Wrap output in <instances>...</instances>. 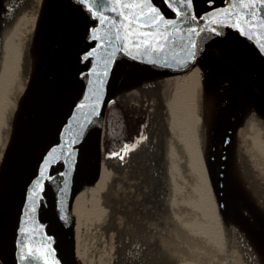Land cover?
Wrapping results in <instances>:
<instances>
[{
	"label": "water",
	"instance_id": "95a60500",
	"mask_svg": "<svg viewBox=\"0 0 264 264\" xmlns=\"http://www.w3.org/2000/svg\"><path fill=\"white\" fill-rule=\"evenodd\" d=\"M25 2L26 0H0V65L5 57L3 34L7 31L6 26L13 19L14 12ZM232 2L233 0H192L190 10L176 4L173 7L184 13L179 19L163 0H153V5L158 7L166 19L177 20V26L181 29L182 35L186 36L188 29L196 28L199 35L192 36L196 45L206 46V52L216 50L221 53L233 69L248 80V83L239 81L236 89L241 92L251 91L252 94L254 93V99L264 107V50L260 48L256 39H249L241 35L237 29L230 27V22L225 18H220L225 20L222 24L211 23L212 15L229 8ZM112 6L108 0H96L95 3H92V0H85L83 4L80 0H52L43 14L39 15L40 21L42 20V29L28 45L31 48L29 49L31 61H34L31 62L30 72L25 76L26 87H23V92L20 91L17 107L11 116L14 122L3 159V165L10 166L4 201L0 207V256L5 264H45L44 260L33 258L22 261L20 256L22 247L42 246L46 238L52 253V255L45 254L47 264H76L72 221L74 197L78 188L86 181L97 179L100 171L97 166L102 157L108 165H113L112 161H109L113 156L109 157L106 151L109 106L117 103L128 113L146 114L148 125L143 130L144 135L150 129V124L153 127L152 110L141 101L121 98L119 93L122 92L121 90L128 93L135 86L136 88L144 87L150 82L149 79L152 76L156 77V75L182 69L185 62L181 61H186L188 58V49L178 45H174L171 52L177 55V60L168 59L165 62L161 59L155 64L148 63L149 57L145 56L133 59L127 52L119 50V44L109 47L110 41L103 39L105 35H108L109 26L101 25L98 19H93L92 13L103 12L109 20L119 23L122 17L114 12L106 11ZM191 16L197 19L191 20ZM185 17L188 19L185 20ZM213 28L216 29L215 32L212 31ZM97 32L101 35V40L92 38ZM31 45L36 48L33 50L34 47ZM94 50L97 53L96 56L84 58ZM113 52L115 55L111 56ZM109 57H111L110 70L107 76H104V61ZM152 58H155V54ZM192 85L194 95L200 97L203 92L200 79L194 78ZM97 89L99 100L98 105L95 106L96 114H90L85 120L84 113L79 112V105H92L96 97L93 96L92 100L88 97ZM84 112L91 113V107L86 108ZM240 113L239 102L234 95L224 93L211 102L204 121L202 136H196V140L212 200L220 218L222 232H226L228 228L227 204H229L246 243L264 263V184L261 180L257 183L249 182L251 176H248L250 173L244 163V149L241 145L244 134L241 135L240 129H237V133L234 134V125ZM77 117L79 120H76ZM166 117L168 118V115H165V120ZM80 120L85 123V127L80 135L79 143L74 145L69 143L71 153H74V163L69 166L67 157L71 153L65 152L62 160L49 167V177H55V179L43 181L44 190L40 193V202L36 206V211L31 212L30 197L44 160L53 148L60 149L66 141H70L71 136L66 129L72 124L74 133ZM150 137L152 141V129ZM166 137L163 129L162 140L159 145L156 143L160 148V153L156 156L159 163L166 157ZM148 171L153 172L158 191L160 190L157 199L159 201H155L156 205L158 204L156 209L161 212L166 211L168 200L161 187L162 179L154 170L148 168L146 172ZM60 172H65L67 175L60 176L58 174ZM246 184L252 186L255 191H262V199H257L263 209L249 194ZM143 193L141 191V199L137 201L135 198L130 199V202L127 198H122V201L110 198L105 207L108 213L112 212L113 219L112 224L109 221L107 223L113 226L111 228L114 231L121 230L116 219L121 216V220L129 221L128 225L135 228L139 240H146L149 243L148 251L144 252L146 247L138 249L140 253H137L138 263L136 264H159L160 261L165 264L166 255H162L164 258L158 257L162 260H151V255L160 254V251L154 243L147 240L155 234L156 227L148 228V219L154 216L147 215L150 211L145 210V213L143 208H140L143 204L140 200L149 203L153 198H146ZM152 195L156 196L151 193L150 196ZM130 205H136L138 208L134 206L135 210L131 211L133 209ZM152 220L154 219H150ZM166 220L172 230L175 229L174 226L178 229L169 216ZM36 229H42V231L37 235L34 231ZM96 230L103 231V228L97 226ZM150 244L154 248L150 247ZM112 245L115 244L111 242L105 246V255L99 259L101 262L104 261L107 264V258L111 259V251L107 252V247ZM143 253L148 256L145 260L142 257ZM118 259L120 263L113 259L109 262L126 264L124 258L122 260L118 257ZM78 261L79 264H83L81 259ZM133 262L136 261L133 260Z\"/></svg>",
	"mask_w": 264,
	"mask_h": 264
},
{
	"label": "bare ground",
	"instance_id": "6f19581e",
	"mask_svg": "<svg viewBox=\"0 0 264 264\" xmlns=\"http://www.w3.org/2000/svg\"><path fill=\"white\" fill-rule=\"evenodd\" d=\"M51 2L52 0H26L23 6L14 12L13 19L6 26L9 28L11 25V28H7L3 34L5 57L0 65V207L4 201L10 171V166L3 165L8 136L14 122L9 117V113H14L18 103L16 97L21 90L23 92V87H26L25 76L30 72L31 62L34 61H31V51L28 50V45L42 29V20L40 21L39 15L43 14L44 9ZM202 45H196L195 57L191 60L187 58L182 69L156 75V77L152 76L149 79L150 82L144 87L132 86L134 89L128 93L123 90L119 93L121 98L141 101L152 110L154 116L152 133L157 145L162 140V132L166 123L164 117L165 115L169 117L166 154L173 192L170 198L166 199L168 210L161 212L156 209L158 204L156 205L155 201L158 199L160 190L158 191L153 172L150 174L148 171L147 175L142 177L133 176L134 174L128 168H121L116 162L112 166L108 165L102 157L97 166L100 170L97 179L88 180L79 187L73 201L72 221L75 239L74 262L76 264H79L78 260L82 258V251L86 249L80 243L79 226L85 228L88 216L95 214L94 211L102 213L104 208L106 211L105 205L110 198L122 201L120 195L122 190L128 194L129 202L131 198L138 197L141 191L144 192L146 198L153 197L149 203L140 200L143 202L140 208L150 211L147 215L154 216L149 217L154 220L148 219V228L156 227L155 234L147 240L156 245L160 254H152V261L162 260L164 258L162 255H166L165 264H264L263 260L257 254L255 255L250 245L246 243L229 204H227L228 228L226 232H222L220 218L212 200L196 140V136H202L204 121L211 102L224 93H232L239 102L241 112L234 125V134L237 133V129H240L241 135L244 134L241 145L244 149V163L250 173L248 176H251L249 182L257 183L261 180L264 184V107L254 99V93L252 94L251 91L241 92L236 89L239 81L248 83V80L234 70L221 53L216 50L206 52V46ZM194 78L200 79L202 83L203 92L200 97L194 95L192 85ZM15 102H17L16 105H14ZM182 172L187 177V182L194 184L196 202H190V197H186L188 194L185 196L181 192L186 187L183 185L186 181L183 180ZM246 188L259 207L263 209L257 199H262V191H255L247 184ZM151 193L156 196H150ZM191 194L193 195V192ZM91 198L93 212L83 211L85 216L79 214L81 217H78V210L83 205L81 203ZM124 207L126 208V205ZM81 209L84 210V208ZM168 216L178 226V229L176 226L174 230L170 228L166 222ZM112 219V217L109 219L110 224H112ZM102 222L100 219H94L92 223H89L95 228L103 227L102 232L105 234L106 229L114 232L111 228L113 226ZM160 256L162 258L158 259ZM116 257L117 255L112 254L111 259L107 258V264H111L109 261L112 259L120 263ZM142 257L145 260L148 256L143 253ZM98 262L105 264L101 260ZM0 264H5L1 256ZM159 264L162 262L160 261Z\"/></svg>",
	"mask_w": 264,
	"mask_h": 264
},
{
	"label": "snow or ice",
	"instance_id": "6c2138e0",
	"mask_svg": "<svg viewBox=\"0 0 264 264\" xmlns=\"http://www.w3.org/2000/svg\"><path fill=\"white\" fill-rule=\"evenodd\" d=\"M96 0H92L95 3ZM165 5L174 12L177 19L184 15L179 9L173 6L179 4L182 8L190 10L192 8V0H163ZM80 3H85V0H80ZM108 3L113 5L106 9V11L114 12L122 20L119 23L111 21L108 17L103 15V12L92 13L93 19H98L101 25H108V35H105L103 39L110 41L109 47H113L114 44H119L121 51L127 52L133 59H138L141 56L149 57L148 63H158L161 59L167 62L168 59L177 60V55L171 54L173 46L178 45L182 48L186 47L188 60L195 57L196 42L192 39L193 35H199L196 28L187 30L186 36L181 34V29L177 26L176 19H166L157 6L153 5V0H108ZM91 12V7H89ZM264 0H233L229 8L224 9L221 12L214 13L211 17L212 24H222L225 20L229 21V26L235 28L243 36L249 39H256V42L260 45V48L264 50ZM188 17H185L187 20ZM191 20L197 19L195 16L190 17ZM204 31V29H201ZM216 31L215 28L212 29ZM94 40H101V35L97 32L93 34ZM134 53V54H133ZM96 51L89 52L85 59L88 57L96 56ZM155 54V58L153 57ZM113 52L111 56H114ZM187 62V61H181ZM105 71L104 76H107L110 70L111 57L104 61ZM95 72V69L93 70ZM103 83V81H101ZM96 97L92 105L80 104L79 112L84 113V119L86 120L90 114L95 113V106L98 105L99 90L92 92V95L88 97L89 100ZM91 107V113H85L86 108ZM79 120V117L76 118ZM85 127V123L80 120L78 127L73 133V125L70 124L66 129V132L71 136L70 141H66L60 149L53 148L48 154L47 158L43 162V166L39 170V178L36 180L30 200L32 202L31 212L36 211V206L40 202V193L44 190L43 181L45 179H55V177H49V167L55 165L57 161L62 160L65 152L71 153L69 148L70 144L79 143L80 135ZM135 145H125L122 149V153H114L113 155L119 156L123 159L125 155L133 150ZM69 166L74 163V153H71L67 157ZM60 176H66L67 173L60 172ZM67 181L65 180V186ZM37 235L42 229H36ZM49 241L46 238L42 246L22 247L20 259L23 261L27 258H33L36 260H44L45 254L52 255L49 247ZM26 249V250H25Z\"/></svg>",
	"mask_w": 264,
	"mask_h": 264
},
{
	"label": "rangeland",
	"instance_id": "374dc122",
	"mask_svg": "<svg viewBox=\"0 0 264 264\" xmlns=\"http://www.w3.org/2000/svg\"><path fill=\"white\" fill-rule=\"evenodd\" d=\"M31 46L34 47V45H31ZM35 48L36 47H34L33 50ZM29 49L31 50L30 46L28 47V50ZM19 96H20V93L18 97H16V99L19 98ZM16 103L17 102H15L14 105H16ZM114 106L115 105H111L109 113H108L109 123L111 122L109 125L110 128L108 132L111 134L112 137L115 138L117 113H116V108ZM12 114L13 112L9 113L10 118ZM165 121L167 124L165 123L164 130L167 135L166 137V141H167V138H169L168 137L169 136V125H168L169 117L168 118L166 117V120H164V122ZM152 124H153V121H152ZM149 128L150 129H148L145 132V134L141 137V139L137 141L134 149L129 151L127 155L124 156L123 159H120L119 156H115V157L113 156L111 159H109V161H112L113 164L117 163L118 166H120L121 168L122 167L128 168L130 172L134 174L133 176H136V175H139L141 177L143 175L146 176L147 174L146 170H148V168H150L152 171L154 170L156 175H158V177L162 179L161 187L166 195V198L169 199L171 196V193L173 192V184L171 181V177L169 175L168 155L166 154L164 161H160L161 163L160 165L159 160H157L156 158L157 153H160V148L156 145L154 139H152L151 141V137H150L151 129H152L151 124ZM156 162H158L159 164ZM181 174L183 176V180L186 181L183 184V185H186L185 190L184 189L181 190L182 194H184L185 196L186 194H188L186 197H190L191 200L189 201L196 202L195 201L196 197L194 195V188H195L194 184L187 182L188 181L187 177L184 176L183 172ZM191 192H193V195L191 194ZM120 195L122 196V198L124 199L127 198V200H129L128 194L126 192H123ZM140 195L141 193L139 194L138 197H134L136 201L138 199H141ZM91 200L92 198L85 199L84 203H81L83 204L81 205V208H84V210H82L81 208L78 210V213H77L78 217L80 216L79 214H82L83 216H85L83 211L93 212V210H91L92 209ZM130 204H133V203H130ZM130 206H131V209L132 208L134 209V206L137 207L136 205L134 206L130 205ZM107 212L108 211L107 210L105 211V208L104 210H102L103 214L97 211H94L95 214L89 215L88 219L86 220L87 221V223L85 224L86 229L79 226L80 241H81L80 243L82 244L83 248L84 246L86 247V249L83 250V253H82V258H81L82 263L83 264H99L98 260L102 259L105 255V252H104L106 248L105 246H107V244H111V242H113L115 245L107 247L108 251L107 250L106 251L107 252L111 251L112 254L117 255L116 257L117 260H119L118 257L119 258L121 257L122 260L123 258L125 259L126 264L134 263L133 260L136 261L134 264L138 263L137 253H140L138 249L139 248L143 249L142 247H146V250H144V252L148 251L149 247L147 244L149 243L146 240H141V239L139 240V236L136 235L137 233H136L135 228L128 225L129 221H126L125 219L121 220L120 219L121 216L119 218L116 217L119 223L118 227L121 228V230L113 232L112 230L108 229L109 231L107 230L106 234L102 232L101 230H96V228L94 226H91V224L89 223V222L92 223L94 219H100L101 222L103 220L104 223H107L113 215L112 212L110 213H107ZM99 214H102V215H99ZM100 228H103V227H100ZM113 236H114V239L112 240ZM104 237L106 238V240H102V238ZM107 238H110V239L107 241ZM150 247H153V245L150 244Z\"/></svg>",
	"mask_w": 264,
	"mask_h": 264
},
{
	"label": "trees",
	"instance_id": "16d2710c",
	"mask_svg": "<svg viewBox=\"0 0 264 264\" xmlns=\"http://www.w3.org/2000/svg\"><path fill=\"white\" fill-rule=\"evenodd\" d=\"M113 105L116 108L117 124L114 138L108 132L111 122L109 123V118L107 117L106 151L109 157L116 156L113 155L114 153L123 154L122 149L125 145H134L148 125V117L146 114H131L124 111L119 104L114 103Z\"/></svg>",
	"mask_w": 264,
	"mask_h": 264
}]
</instances>
